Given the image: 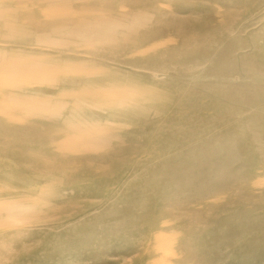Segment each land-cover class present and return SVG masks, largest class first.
Returning <instances> with one entry per match:
<instances>
[{"label": "rangeland", "instance_id": "rangeland-1", "mask_svg": "<svg viewBox=\"0 0 264 264\" xmlns=\"http://www.w3.org/2000/svg\"><path fill=\"white\" fill-rule=\"evenodd\" d=\"M0 264H264V0H0Z\"/></svg>", "mask_w": 264, "mask_h": 264}]
</instances>
